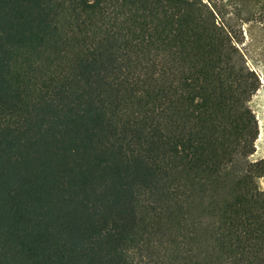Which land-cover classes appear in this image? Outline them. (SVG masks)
Instances as JSON below:
<instances>
[{"label": "trees", "instance_id": "trees-1", "mask_svg": "<svg viewBox=\"0 0 264 264\" xmlns=\"http://www.w3.org/2000/svg\"><path fill=\"white\" fill-rule=\"evenodd\" d=\"M252 22L264 0H0V264H264Z\"/></svg>", "mask_w": 264, "mask_h": 264}, {"label": "rangeland", "instance_id": "rangeland-1", "mask_svg": "<svg viewBox=\"0 0 264 264\" xmlns=\"http://www.w3.org/2000/svg\"><path fill=\"white\" fill-rule=\"evenodd\" d=\"M243 35L239 49L246 67L255 72L260 79V88L249 103L258 121L259 135L255 142V153L248 160L256 162L264 160V23L245 24ZM260 182L264 189V178Z\"/></svg>", "mask_w": 264, "mask_h": 264}]
</instances>
